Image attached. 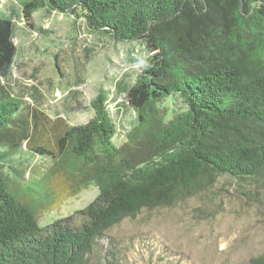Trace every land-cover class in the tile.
<instances>
[{"label": "trees", "instance_id": "16d2710c", "mask_svg": "<svg viewBox=\"0 0 264 264\" xmlns=\"http://www.w3.org/2000/svg\"><path fill=\"white\" fill-rule=\"evenodd\" d=\"M41 8L81 15L116 41L142 40L149 55L125 92L136 125L116 146L104 91L87 122L69 125L9 90L16 46L0 15V167L15 175L11 184L0 168V264H115L110 249L96 260L107 229L218 175L264 195V0H29L28 28ZM167 98L185 110L167 118L158 105ZM89 185L98 193L87 206L39 224ZM245 264H264V253Z\"/></svg>", "mask_w": 264, "mask_h": 264}, {"label": "rangeland", "instance_id": "374dc122", "mask_svg": "<svg viewBox=\"0 0 264 264\" xmlns=\"http://www.w3.org/2000/svg\"><path fill=\"white\" fill-rule=\"evenodd\" d=\"M25 1L0 0V15L13 22L16 46L6 86L69 125L87 122L93 115L90 101L104 91L116 126L113 143L123 145L137 122L125 92L147 63L144 42L113 40L91 30L81 15L44 8L32 14L30 29L22 16ZM158 105L168 109L167 118L185 110L179 99L167 98ZM0 168L13 184V171L7 165ZM97 193V187L89 185L44 212L39 224L84 208ZM34 196L40 197L37 192ZM96 247V260L110 249L115 264H245L264 253V195L241 194L233 179L218 175L171 205L123 218L105 231Z\"/></svg>", "mask_w": 264, "mask_h": 264}, {"label": "crops", "instance_id": "0c3cea01", "mask_svg": "<svg viewBox=\"0 0 264 264\" xmlns=\"http://www.w3.org/2000/svg\"><path fill=\"white\" fill-rule=\"evenodd\" d=\"M7 77H8V76H7ZM7 77H6V78H7ZM4 82H5V81H4Z\"/></svg>", "mask_w": 264, "mask_h": 264}, {"label": "water", "instance_id": "95a60500", "mask_svg": "<svg viewBox=\"0 0 264 264\" xmlns=\"http://www.w3.org/2000/svg\"><path fill=\"white\" fill-rule=\"evenodd\" d=\"M52 11H55V10H52Z\"/></svg>", "mask_w": 264, "mask_h": 264}]
</instances>
